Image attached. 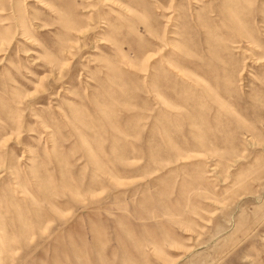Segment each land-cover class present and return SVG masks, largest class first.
<instances>
[{
    "label": "rangeland",
    "instance_id": "1",
    "mask_svg": "<svg viewBox=\"0 0 264 264\" xmlns=\"http://www.w3.org/2000/svg\"><path fill=\"white\" fill-rule=\"evenodd\" d=\"M0 264H264V0H0Z\"/></svg>",
    "mask_w": 264,
    "mask_h": 264
}]
</instances>
